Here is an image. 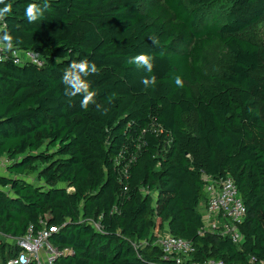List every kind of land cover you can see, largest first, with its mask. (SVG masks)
I'll return each instance as SVG.
<instances>
[{"label": "trees", "instance_id": "trees-1", "mask_svg": "<svg viewBox=\"0 0 264 264\" xmlns=\"http://www.w3.org/2000/svg\"><path fill=\"white\" fill-rule=\"evenodd\" d=\"M30 2L43 5L6 0L4 31L45 64H0V162L12 161L0 175V256L3 238L33 227L55 229L51 243L69 251L56 264H177L154 245L166 234L192 243L196 262L264 264V50L244 36L264 0H48L28 23ZM216 42L232 53L223 75L205 72ZM138 54L154 58L151 73L128 63ZM85 58L100 69L87 79L106 115L64 96V70ZM38 161L41 186L24 179ZM227 177L247 212L239 245L203 234L208 180Z\"/></svg>", "mask_w": 264, "mask_h": 264}, {"label": "built area", "instance_id": "built-area-1", "mask_svg": "<svg viewBox=\"0 0 264 264\" xmlns=\"http://www.w3.org/2000/svg\"><path fill=\"white\" fill-rule=\"evenodd\" d=\"M6 29L5 19L0 21V35ZM12 61L20 67L35 66L41 68L45 62L42 56L34 51L22 50L15 47L12 51L0 50V64ZM208 205L203 210V222L205 233L229 237L234 244H241L243 236L239 226L245 222L246 207L242 196L232 178L220 180H208L206 189ZM55 229L42 228L35 230L30 228L26 236L16 240L17 252L6 264H56L60 256L69 253L61 251L51 241V235ZM146 245L142 243L141 246ZM161 248L164 261L174 260L177 264H225L224 262L207 261L205 263L193 261L196 249L189 241L166 234L161 236L154 244ZM139 246H137L138 248ZM256 262L251 259V264Z\"/></svg>", "mask_w": 264, "mask_h": 264}, {"label": "clouds", "instance_id": "clouds-1", "mask_svg": "<svg viewBox=\"0 0 264 264\" xmlns=\"http://www.w3.org/2000/svg\"><path fill=\"white\" fill-rule=\"evenodd\" d=\"M0 4L4 7L0 8V21L4 20L6 16L12 14V4L6 3V0H0ZM49 8L48 0H43V5L38 3L30 2L28 3L24 16L28 23H34L40 20L44 16V12ZM149 39L152 41L153 45H159V38L151 35ZM21 38H15L7 31H4L0 35V50L12 51L15 47L22 44ZM154 58L148 54H138L131 57L128 61L130 64H134L138 69H143L148 73H151L154 68L153 63ZM100 69L94 62L88 61L86 58L80 61H72L69 66L64 70L61 77L62 83L64 85V96L69 98L76 97L77 95L82 96L80 102L81 108L84 110L88 109L89 104H94L96 109L101 112L102 115H106L108 109L100 104H97L95 97L97 96V91L91 88V82L87 77L91 75H98ZM175 84L177 87H183L184 81L180 76H175ZM157 83L156 77L150 76L145 77L142 80V84L145 87H154Z\"/></svg>", "mask_w": 264, "mask_h": 264}, {"label": "rangeland", "instance_id": "rangeland-1", "mask_svg": "<svg viewBox=\"0 0 264 264\" xmlns=\"http://www.w3.org/2000/svg\"><path fill=\"white\" fill-rule=\"evenodd\" d=\"M143 9L145 10V6H143ZM227 9V4L222 3L217 6L215 12H222L223 14H226ZM212 18L213 16L210 17V20ZM223 21L224 19H222V22ZM244 36L247 39L251 40L253 43L258 44L264 50V18L257 26L246 32ZM205 55L207 58L205 64V72L210 75H223L228 70L232 61V53L220 42H216L211 47H209L206 50ZM193 122V118L188 119L190 129H192ZM11 163L12 161L8 157L2 159V161L0 162V175H9L8 168ZM35 165L37 166V172L33 175L24 177V179L37 186L44 185V182L40 178V173L43 170L44 165L39 161L36 162ZM2 240L9 244V239L3 238Z\"/></svg>", "mask_w": 264, "mask_h": 264}, {"label": "crops", "instance_id": "crops-1", "mask_svg": "<svg viewBox=\"0 0 264 264\" xmlns=\"http://www.w3.org/2000/svg\"><path fill=\"white\" fill-rule=\"evenodd\" d=\"M6 238V237H5ZM7 239H9V244H7V249H6V253H5V257L4 256H0V264H4V258H7L9 256V251H15L17 248V244H16V240L14 238H10L8 237Z\"/></svg>", "mask_w": 264, "mask_h": 264}]
</instances>
